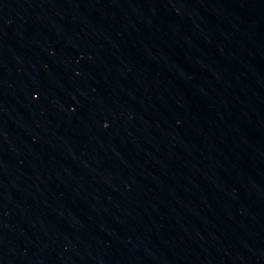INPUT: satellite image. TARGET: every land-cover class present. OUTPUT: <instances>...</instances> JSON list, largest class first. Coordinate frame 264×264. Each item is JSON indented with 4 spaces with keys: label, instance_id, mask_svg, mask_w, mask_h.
Wrapping results in <instances>:
<instances>
[{
    "label": "water",
    "instance_id": "obj_1",
    "mask_svg": "<svg viewBox=\"0 0 264 264\" xmlns=\"http://www.w3.org/2000/svg\"><path fill=\"white\" fill-rule=\"evenodd\" d=\"M0 264H264V0H0Z\"/></svg>",
    "mask_w": 264,
    "mask_h": 264
}]
</instances>
